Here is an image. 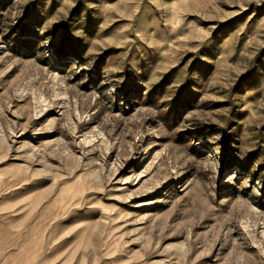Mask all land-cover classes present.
Returning <instances> with one entry per match:
<instances>
[{
	"label": "rangeland",
	"instance_id": "1",
	"mask_svg": "<svg viewBox=\"0 0 264 264\" xmlns=\"http://www.w3.org/2000/svg\"><path fill=\"white\" fill-rule=\"evenodd\" d=\"M0 264H264V0H0Z\"/></svg>",
	"mask_w": 264,
	"mask_h": 264
}]
</instances>
